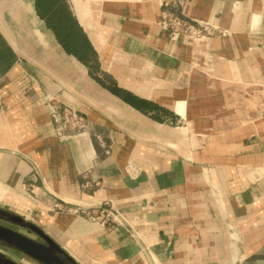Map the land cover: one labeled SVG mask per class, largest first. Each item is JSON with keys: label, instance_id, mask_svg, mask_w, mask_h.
<instances>
[{"label": "crops", "instance_id": "0c3cea01", "mask_svg": "<svg viewBox=\"0 0 264 264\" xmlns=\"http://www.w3.org/2000/svg\"><path fill=\"white\" fill-rule=\"evenodd\" d=\"M161 2L0 0V200L40 211L79 264H264V0H187L221 31L190 45L161 28ZM47 99L89 135L61 144ZM105 202L123 220L77 213Z\"/></svg>", "mask_w": 264, "mask_h": 264}, {"label": "built area", "instance_id": "2783aa9c", "mask_svg": "<svg viewBox=\"0 0 264 264\" xmlns=\"http://www.w3.org/2000/svg\"><path fill=\"white\" fill-rule=\"evenodd\" d=\"M186 3L187 0H162L161 2L160 26L173 43L177 44L181 40L186 41L188 45L201 43L217 35V33H221L216 27L186 17L183 13V7L186 6ZM45 107L52 122L55 137L61 144L69 143L81 135H89L91 123L81 113L50 99L46 100ZM98 139L100 140V138ZM102 146L107 147L104 144ZM134 170L135 168L130 169V175L135 174ZM29 191L36 196L37 190L34 186H31ZM50 210L59 213L70 211L66 204L59 201L54 202ZM77 213H80L91 223H97L103 227L117 224L118 218L122 219L119 210L110 202L101 204L97 211L82 209ZM125 225H130L126 219Z\"/></svg>", "mask_w": 264, "mask_h": 264}, {"label": "water", "instance_id": "95a60500", "mask_svg": "<svg viewBox=\"0 0 264 264\" xmlns=\"http://www.w3.org/2000/svg\"><path fill=\"white\" fill-rule=\"evenodd\" d=\"M0 242L28 264H79L48 234L27 219L0 209ZM0 264H22L0 254Z\"/></svg>", "mask_w": 264, "mask_h": 264}, {"label": "rangeland", "instance_id": "374dc122", "mask_svg": "<svg viewBox=\"0 0 264 264\" xmlns=\"http://www.w3.org/2000/svg\"><path fill=\"white\" fill-rule=\"evenodd\" d=\"M99 70H100V65H99ZM180 126L182 127V125H180ZM36 195H37V197H35L28 189V191L25 190L24 192L19 193L18 196L21 197V199H23V202L27 203L28 205L30 204L28 207H33L34 208V205H36V201L38 202L40 200H43L44 202H46V200H44V198L45 199L47 198V197H45L44 192L41 191V190L40 191L37 190ZM31 197L34 199V201L31 199ZM38 206L42 207L43 205L42 206L38 205ZM0 209L1 210L3 209L4 211H9L10 210L9 202L7 200H0ZM28 209H30V210H26V213L24 214V216H22V218H24V219L27 218V220L29 219L28 220L29 222L33 221V223L35 225H37L39 222L35 218V216L40 215L38 213L40 211H38V209H37L38 212L34 211L31 208H28ZM0 224H1V222H0ZM0 254L5 256V257H7V258L16 260L17 262H21L22 264H28V262H26V260L22 259V257L15 256L13 252L11 253V251L9 249H7L6 247H4L1 242H0ZM95 262L96 261H93L91 264H94ZM35 264H37V263H35ZM95 264H98V263L96 262Z\"/></svg>", "mask_w": 264, "mask_h": 264}, {"label": "trees", "instance_id": "16d2710c", "mask_svg": "<svg viewBox=\"0 0 264 264\" xmlns=\"http://www.w3.org/2000/svg\"><path fill=\"white\" fill-rule=\"evenodd\" d=\"M125 102L143 114L151 115L152 119L157 122L163 123L167 121L165 115H161L160 108L153 103L141 100L129 93H125Z\"/></svg>", "mask_w": 264, "mask_h": 264}, {"label": "bare ground", "instance_id": "6f19581e", "mask_svg": "<svg viewBox=\"0 0 264 264\" xmlns=\"http://www.w3.org/2000/svg\"><path fill=\"white\" fill-rule=\"evenodd\" d=\"M77 138H86V135H81V136H79V137H77ZM77 138H76V139H77ZM95 263H96V262H95ZM95 263H94V264H95ZM234 264H235V263H234Z\"/></svg>", "mask_w": 264, "mask_h": 264}]
</instances>
